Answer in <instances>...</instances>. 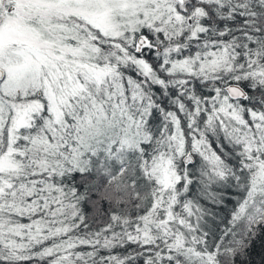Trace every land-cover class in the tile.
I'll return each instance as SVG.
<instances>
[{
  "label": "snow or ice",
  "instance_id": "snow-or-ice-1",
  "mask_svg": "<svg viewBox=\"0 0 264 264\" xmlns=\"http://www.w3.org/2000/svg\"><path fill=\"white\" fill-rule=\"evenodd\" d=\"M257 239L264 0H0V264H248Z\"/></svg>",
  "mask_w": 264,
  "mask_h": 264
},
{
  "label": "trees",
  "instance_id": "trees-1",
  "mask_svg": "<svg viewBox=\"0 0 264 264\" xmlns=\"http://www.w3.org/2000/svg\"><path fill=\"white\" fill-rule=\"evenodd\" d=\"M234 205V199L228 200L225 206L220 210L221 214L227 217ZM246 259L248 261V264H264V241H262L261 239H257L250 249L249 256Z\"/></svg>",
  "mask_w": 264,
  "mask_h": 264
}]
</instances>
